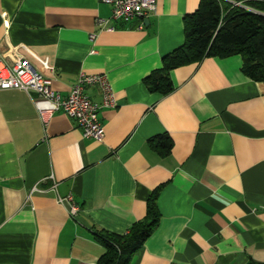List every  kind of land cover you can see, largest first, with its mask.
Returning a JSON list of instances; mask_svg holds the SVG:
<instances>
[{
    "label": "crops",
    "instance_id": "obj_1",
    "mask_svg": "<svg viewBox=\"0 0 264 264\" xmlns=\"http://www.w3.org/2000/svg\"><path fill=\"white\" fill-rule=\"evenodd\" d=\"M198 4L156 0L140 25L101 0H0L6 63L29 59L61 96L104 74L116 102L95 141L62 110L43 126L34 92L0 89V264H96L98 233L125 234L155 190L157 225L130 264H264V81L231 54L173 68L168 93L147 84Z\"/></svg>",
    "mask_w": 264,
    "mask_h": 264
},
{
    "label": "trees",
    "instance_id": "obj_2",
    "mask_svg": "<svg viewBox=\"0 0 264 264\" xmlns=\"http://www.w3.org/2000/svg\"><path fill=\"white\" fill-rule=\"evenodd\" d=\"M243 6L224 0H199L197 9L184 16V42L163 57L162 67L147 78L151 91L172 89L170 71L206 56L239 54L241 70L256 81H264V0H243ZM167 149L170 140L160 137ZM157 190L150 196L146 215L125 234L98 233L105 251L96 264H130L132 255L158 222ZM246 264H258L247 262Z\"/></svg>",
    "mask_w": 264,
    "mask_h": 264
},
{
    "label": "built area",
    "instance_id": "obj_3",
    "mask_svg": "<svg viewBox=\"0 0 264 264\" xmlns=\"http://www.w3.org/2000/svg\"><path fill=\"white\" fill-rule=\"evenodd\" d=\"M111 6L110 20H142L156 10V0H101ZM233 5L243 6L240 1H230ZM109 19H97L100 28H112ZM91 38L94 37L92 34ZM97 86L101 93L100 102L93 101L85 93L88 86ZM21 89L34 92L33 98L39 119L46 126L56 111L62 110L77 121L82 129V136L95 141H102L104 128L99 111L104 107H114L115 95L104 74H86L81 72L76 83L66 96H61L50 87V81L36 70L29 59L21 57L12 63H6L0 55V89ZM57 201L68 207V213L76 215L79 208L70 195L57 197Z\"/></svg>",
    "mask_w": 264,
    "mask_h": 264
}]
</instances>
